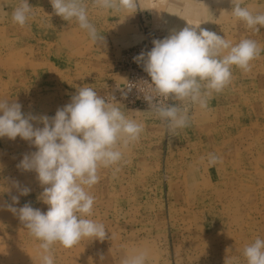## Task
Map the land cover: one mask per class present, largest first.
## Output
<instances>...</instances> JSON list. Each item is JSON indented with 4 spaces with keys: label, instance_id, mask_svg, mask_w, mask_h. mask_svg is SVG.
Listing matches in <instances>:
<instances>
[{
    "label": "rangeland",
    "instance_id": "obj_1",
    "mask_svg": "<svg viewBox=\"0 0 264 264\" xmlns=\"http://www.w3.org/2000/svg\"><path fill=\"white\" fill-rule=\"evenodd\" d=\"M19 3L0 0V99L20 103L25 115L52 117L79 87H91L144 125L139 140L122 149L117 165L101 168L89 190L95 204L87 218L104 224L106 239L56 244L55 264H121L138 249L148 250L146 264H225L227 256L246 264L244 246L264 239V51L250 72L233 67L231 84L213 93L207 108L189 105L188 126L174 134L149 105H132L119 92L130 66L126 55L148 34L163 39L199 25L197 31L233 44L251 38L264 49V27L257 32L235 20L231 0H157L160 13L152 0H138L131 15L98 10L87 0L89 19L104 37L95 45L75 21L56 15L50 0H28L33 16L19 26L12 20ZM242 5L264 12V0ZM35 151L19 136L0 138V264H41L40 242L6 207L48 210L37 174L17 167ZM209 153L219 158L215 164ZM24 187L28 195L20 194Z\"/></svg>",
    "mask_w": 264,
    "mask_h": 264
},
{
    "label": "clouds",
    "instance_id": "obj_2",
    "mask_svg": "<svg viewBox=\"0 0 264 264\" xmlns=\"http://www.w3.org/2000/svg\"><path fill=\"white\" fill-rule=\"evenodd\" d=\"M50 3L56 15L75 21L85 30L93 44L104 43V37L89 19L87 0ZM231 4V16L246 28L258 32L264 27V12L243 6L242 0H231ZM92 6L131 15L139 4L138 0H92ZM32 16L33 7L28 0H20L12 11L13 22L21 27ZM197 27L173 30L167 37L153 40L150 51L134 57L135 62H143L151 82L142 81L140 84L145 87L130 84L128 92L137 87L149 105L148 112L166 122L173 134L188 126L189 105L207 108L213 93H220L231 84L233 67L250 72L252 61L264 51L254 39L243 38L233 44L208 29L197 31ZM122 95L126 98L127 93ZM110 97L106 99L91 87H79L70 103L58 108L52 117L25 115L20 103L0 99V138L15 140L19 136L37 149L25 154L17 167L37 174L43 186L39 199L49 206L48 210L42 212L30 203L19 209L6 207L40 242L41 264H55L52 248L56 244L72 248L84 238L103 241L107 237L104 224L87 218L93 214L95 204L89 190L99 182L100 169L117 165L123 157L122 149L138 141L144 130L142 122L130 117L124 106L113 103L116 100ZM32 121L43 127H34ZM218 159L209 153V163L215 164ZM29 192L27 187L20 190L21 195ZM12 200L19 202L16 196ZM148 255L147 249L134 250L121 264H146ZM242 255L246 264H264V239L257 237L246 244ZM225 264H235L234 258L227 256Z\"/></svg>",
    "mask_w": 264,
    "mask_h": 264
},
{
    "label": "built area",
    "instance_id": "obj_3",
    "mask_svg": "<svg viewBox=\"0 0 264 264\" xmlns=\"http://www.w3.org/2000/svg\"><path fill=\"white\" fill-rule=\"evenodd\" d=\"M159 39L158 36L148 34L142 42L136 44L131 48V50L127 53V60L129 62V69L127 72L126 81L124 84L123 89L119 92V96L129 102L132 105L137 106H148V103L143 99V93H141L137 87H145L144 85L140 84L142 81L147 80L149 83L151 82V78L148 74L143 70V62L137 63L134 61V57L140 55L141 52H148L153 48V40ZM136 85L137 87L133 86L132 90L128 92V86ZM139 84V85H137ZM127 93L126 98L122 93Z\"/></svg>",
    "mask_w": 264,
    "mask_h": 264
},
{
    "label": "crops",
    "instance_id": "obj_4",
    "mask_svg": "<svg viewBox=\"0 0 264 264\" xmlns=\"http://www.w3.org/2000/svg\"><path fill=\"white\" fill-rule=\"evenodd\" d=\"M152 1H153V4H154V2H155V4H154V7L156 8L155 11H156V10H159V13H160L161 6H159V4H157V0H152ZM164 23H165V22H164ZM162 28H163V26H162Z\"/></svg>",
    "mask_w": 264,
    "mask_h": 264
}]
</instances>
